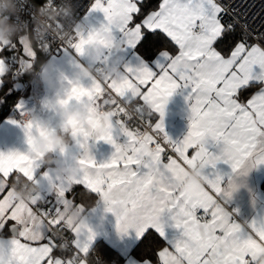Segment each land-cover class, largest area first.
I'll return each instance as SVG.
<instances>
[{
    "label": "snow or ice",
    "instance_id": "snow-or-ice-1",
    "mask_svg": "<svg viewBox=\"0 0 264 264\" xmlns=\"http://www.w3.org/2000/svg\"><path fill=\"white\" fill-rule=\"evenodd\" d=\"M90 11L103 14V27L115 24L114 31L136 51L140 66L127 68L115 82H92L90 87L68 80L70 90L59 103L83 99L93 107L116 110L104 136L85 134L79 145L86 152L90 140L103 141L115 152L99 165L94 158L80 159L81 176L70 189L44 172L55 194V211L41 207L42 197L36 205L10 203V185L17 176L37 182L40 163L31 147L32 130L43 134L45 129L39 123L27 126V154L0 153V231L18 235L10 264H99L89 254L95 232L87 225L66 229L63 221L54 219L67 201L75 202L77 186L99 197L106 212H112L116 197L126 201L127 207L116 216L117 232L126 236L132 230L141 243L153 233L162 238L168 246L156 253L159 264H261L264 222L242 228L233 221L225 211V176L216 168L223 163L235 174L244 165L249 171L264 165V16L251 13L246 0H237L231 8L221 0H160L156 6L150 0H93ZM94 32L73 30L76 41L68 46L82 56ZM46 45L44 40L38 47ZM13 55L14 67L8 64ZM38 55L36 48L29 52L21 41L0 46V86L9 74L25 73V64L34 68ZM253 88L258 91L251 92ZM178 90L187 93L191 115L187 135L175 142L164 131V115ZM157 114L159 120L153 122ZM114 133L125 142L117 143ZM197 159L204 166L205 186L189 196L183 184ZM17 163L20 167H13ZM169 226L179 230V238H166ZM57 228L67 241L63 252L64 241L52 235ZM140 264L154 261L145 256Z\"/></svg>",
    "mask_w": 264,
    "mask_h": 264
},
{
    "label": "crops",
    "instance_id": "crops-1",
    "mask_svg": "<svg viewBox=\"0 0 264 264\" xmlns=\"http://www.w3.org/2000/svg\"><path fill=\"white\" fill-rule=\"evenodd\" d=\"M105 23L106 21L102 13L91 12L89 9L82 20L77 24L76 29L81 30L84 35H87L89 31L99 29ZM114 40V47L104 51L100 62L95 65V67L99 65L102 70L108 67H117L120 71L121 76H123L127 74V68H138L140 66V61L136 54V51L126 46V44L123 42V37L119 32L114 31ZM46 63H51L53 65L54 77L62 79L66 78V87L67 80H73L75 74L79 72L80 67L87 66V62L83 59V57L78 56L75 52L63 51L60 54L53 55L44 60L40 65L38 74L32 80L26 93L23 95L19 94V97L17 99V101H20L26 97L27 103L24 104L22 108H17L15 104L12 107L13 116L6 117L0 120V153L7 154L10 152H19L21 154H27L29 152V144L28 137L25 133L27 130V126L30 124L35 126L37 123H39L40 126L45 129L44 132H59L60 121L58 119V116L56 112L48 105L54 104L58 98H63V96L60 95L58 97V94L55 90L48 88L41 82V66ZM22 79L26 81L25 78ZM20 81L21 80L16 79L14 87L16 90H19L21 92L23 84ZM100 82L103 83V81ZM91 83V81H83L82 85L84 87H90ZM2 86H0V89L2 88ZM70 87L71 86L69 85V90ZM255 91H258V88H255L253 92ZM186 95V92H180L178 90L177 94L173 95L169 99L165 108L164 131L167 136L175 142L182 141L189 131L191 112L189 103L185 99ZM64 99H66V97ZM76 101L77 100H72L69 103H75ZM107 108L108 107H105L103 105H100L99 107H93L92 105H90L89 119L95 120V110H105ZM26 112L31 113L32 116L36 117L35 122L26 123L25 120L19 119V115ZM115 117L116 116L113 117L111 125L113 124ZM155 120H159L158 114L155 116L153 122H155ZM76 134L78 136H85L86 133L76 131ZM40 135L41 134L37 133L35 131V128H33L32 138H37ZM121 137L122 136H118L117 133H114V138L119 144H123L120 142ZM31 147L33 150L32 145ZM89 151L91 152L96 163L99 165L107 163L111 160L115 152V148L110 144L104 143L103 141L90 140ZM210 151L216 152L217 149L210 148ZM83 153L84 151L80 149L79 146L73 145L70 154L65 155L56 152L51 153L50 158L56 161L71 163L72 161L78 160L83 155ZM34 154L38 156L40 163V167L35 176L38 183L35 181L30 182L29 180H26L20 176H17L14 181L23 180V182L26 183L39 184L42 188H44L51 194L54 202L56 199L55 194L51 192L48 181L43 179L42 174L44 172H48L53 177H59L63 181L67 189H70L78 183L79 178L75 181V184H73L66 181L64 177L54 175L53 169L55 168V165H53L52 167L47 166L37 153L34 152ZM13 167H20V164L17 163L13 165ZM216 171L225 176L222 189L224 193V199L226 201L225 211L230 214L233 221L241 225L242 228H245L253 221H256L258 223L264 222V165H261L253 169L252 171H248L246 177H241L239 180L236 179L237 173L239 171L233 174L230 166L226 164H218ZM228 176H231L230 180L227 178ZM234 182L238 183L241 186L238 189H234ZM10 188V203L28 206L32 205L35 199H37L34 198L31 201L19 200L17 199L15 191L14 189H12L11 185ZM79 189L84 190L82 187L77 186L75 191L72 193L73 197L76 194H78V196L80 195V192L78 193ZM84 191L83 194H85V196L83 198H86L88 194H86ZM74 201L75 202L69 200L64 204L63 210L60 213L62 217L66 218V212L76 207L77 205L86 206V202H84L82 199L76 200L74 197ZM80 211L82 217L86 218L84 226H89L96 234L95 239L89 245L90 250L97 240H103L104 242L109 244L119 254L120 257H122L121 261H115V263L112 264H140V261L142 259L136 257L132 253L134 246L139 242V239L137 238L135 232L130 230L128 235L126 236H122L120 233H118L116 229V216H114L111 212L105 211V205L99 199V197L96 196V200L92 203L91 206L81 207ZM83 227H81L80 225H73L72 223V229L80 230ZM2 228L3 220H0V229ZM165 236L168 240H172L174 238H179L180 232L179 230H176L175 228L169 226L165 229ZM158 238L161 240V246L158 249L159 251L160 249H162L163 247H167L168 245L162 238ZM17 241V234L8 230L0 231V244H3L8 249L11 250L12 248H14ZM22 242L24 241L22 240ZM64 250L65 249H63L62 247L60 248V251L63 252ZM154 264H159V262H154Z\"/></svg>",
    "mask_w": 264,
    "mask_h": 264
},
{
    "label": "clouds",
    "instance_id": "clouds-1",
    "mask_svg": "<svg viewBox=\"0 0 264 264\" xmlns=\"http://www.w3.org/2000/svg\"><path fill=\"white\" fill-rule=\"evenodd\" d=\"M51 9V11H49ZM17 9L14 4V0H0V17L4 15L14 16ZM43 15L50 18L53 23L58 24L57 17L60 16L66 24L72 22L73 13L66 8H54L49 2L44 5L42 9ZM60 23V21H59ZM51 27V25L46 24L45 32ZM114 29L115 24L111 28H105L101 26L99 29H95L92 41L89 42L83 49V59L87 62V66H81L78 73L75 74L73 80L75 84L82 85L83 81L100 82V81H113L115 82L121 77L120 71L117 67H108L105 69L96 68L104 51L113 48L115 44L114 40ZM18 37V29L14 25L10 24L6 19L0 18V45H6L11 43L13 37ZM58 41L68 44L74 42L76 37H72V40H67V32H57L56 33ZM18 39H24V47L29 50H33V38L25 34V37H18ZM107 45L108 48L104 47ZM40 80L48 88L55 90L58 94L63 96V98H58L54 104L48 105L57 114L60 121L59 132L46 131L37 138H32V146L35 153H37L44 163L52 167L53 174L56 176L64 177L66 181L75 184V181L81 175V165L78 163L80 159L93 158L90 151H86L83 155L71 163L56 161L50 158L51 153L59 152L61 154H70L73 145L79 146L85 140V136H78L76 131H80L87 134L88 138H98L104 136L109 131V126L112 123V119L117 115L115 110L108 109H97L94 112L95 120L89 119V109L90 105L83 100L76 101L75 103L60 104L59 101L64 99L69 92V84L65 86L66 78H58L53 76V65L51 63H46L41 66L40 70ZM68 81V80H67ZM129 113V118H131V109L127 110ZM24 120L26 123H33L36 117L32 116L31 113H24ZM99 121V122H97ZM78 126V127H77ZM75 130V131H74ZM143 155H149L146 149ZM203 165L200 160L197 159L194 166L187 169V176L184 180L183 190L189 196L197 195L201 190L204 189V178L202 175ZM249 171V166L244 165L241 167L237 173L236 179L239 180L241 177H246ZM129 181L134 185L135 178L129 177ZM241 185L234 182V189H238ZM27 188V191H25ZM17 199L31 201L35 198V194L39 191L37 186L25 185L19 190H15ZM230 195V192H229ZM116 203L112 206V214L114 216L119 215L127 207V202L122 200L120 197H116ZM81 207H86L82 205H77L76 207L68 210L66 212V219L73 223V225L84 226L85 219L81 215ZM12 257L10 254V249H8L3 244H0V264H10ZM261 264H264V259H262Z\"/></svg>",
    "mask_w": 264,
    "mask_h": 264
},
{
    "label": "built area",
    "instance_id": "built-area-1",
    "mask_svg": "<svg viewBox=\"0 0 264 264\" xmlns=\"http://www.w3.org/2000/svg\"><path fill=\"white\" fill-rule=\"evenodd\" d=\"M51 3L54 8H66L69 9L73 13V19L72 22L69 24H66L65 21L58 16L57 20L60 21L59 24L53 23L50 18H47L43 15L42 9L44 5L47 3ZM222 3L229 6V8L235 6V3L237 0H221ZM93 3V0H44L39 6L31 4L28 0H14L15 7L17 9V12L14 16L4 15L3 17H0L2 19H6L10 24L14 25L18 29V37H20L23 34H29L30 37L33 38V42L35 43L36 47L41 51L43 55V61L48 59L49 57L53 55L60 54L63 51L67 52H74V50L68 46V44L62 43L58 41L56 33L57 32H67L68 36L66 37L67 40H72V37H75L73 35V30L76 29L77 24L82 20L84 15L87 13V11L91 8ZM246 3L248 4L251 13L258 14L259 16H264V0H246ZM51 11V9H49ZM229 17L225 16V19L227 20ZM46 24L51 25V27L45 32ZM18 37L14 36L11 43L6 44L12 45L16 41H20ZM46 41L48 43L47 45L40 49L38 47V44L42 43L43 41ZM76 41V40H75ZM74 41V42H75ZM16 57L10 56L8 58V64L12 67L15 66ZM39 67L35 69L31 77L24 81L22 79V75H17L12 77L17 80H21L23 86L21 88L20 95H23L26 93V91L29 88V85L31 84L32 80L36 77V75L39 72ZM96 68L101 69V67L98 65ZM25 69V65H24ZM112 109V107H108L105 110ZM116 112V110H115ZM155 115L152 116V120H154ZM19 119L24 120V114L19 115ZM133 122H130V124ZM134 123H139V121H135ZM126 140L125 137L120 138V142L124 143ZM28 185V186H37L39 191L35 194V201L32 203V205H36L38 203H42V199L45 201L41 207L47 209L52 208L53 211H55V202L51 194L42 188L39 184H30L23 182V180H17L14 181V183L11 184L12 189L19 190L21 187ZM25 191H27V188H25ZM54 219H57L59 221H63V228L66 229H72V223L70 221H67L66 218L59 215L58 217H55ZM52 235L57 239L64 241V243L61 245L63 249L67 246V241H65L64 236L65 234L61 232L58 228L53 230ZM68 238L71 239V234L68 233ZM112 263H115V260H112Z\"/></svg>",
    "mask_w": 264,
    "mask_h": 264
},
{
    "label": "trees",
    "instance_id": "trees-1",
    "mask_svg": "<svg viewBox=\"0 0 264 264\" xmlns=\"http://www.w3.org/2000/svg\"><path fill=\"white\" fill-rule=\"evenodd\" d=\"M31 4L39 6L44 0H28ZM160 0H150V3L152 6L158 5ZM29 35V34H28ZM30 36V35H29ZM34 47L36 48V51L39 53L38 59L36 60L34 64V68H32L30 65H25V73H23L22 78H25L28 80L35 69L39 67L43 62V55L41 51L36 47L35 43L33 42ZM16 82V79H13L12 75L9 74V77L5 79V82L0 89V120L13 116L12 113V107L16 104L17 99L19 97L20 91L15 89L14 83ZM255 88L251 89L250 91L253 92ZM82 189H79L78 193L80 192V195L76 194L74 197L76 200H83L86 202V206H91L92 203L96 200V196L94 194L86 193L88 194L86 198H83L85 194H83ZM85 192V191H84ZM161 240L156 236L154 233L152 236L145 240L143 243L139 240V242L134 246L132 253L136 257L140 259H144L145 256L150 257L154 262L158 263V258L156 256V253L158 252V249L161 246ZM147 249V251H146ZM89 254L94 258H98L99 264H112V260H115L116 262H119L122 260V257L119 256V254L106 242L103 240H97L91 250L89 251Z\"/></svg>",
    "mask_w": 264,
    "mask_h": 264
},
{
    "label": "rangeland",
    "instance_id": "rangeland-1",
    "mask_svg": "<svg viewBox=\"0 0 264 264\" xmlns=\"http://www.w3.org/2000/svg\"><path fill=\"white\" fill-rule=\"evenodd\" d=\"M28 35V34H27ZM29 36V35H28ZM20 37H25V34H23V35H21ZM20 41L23 43V45H24V43H25V41H24V39H20ZM5 46V45H4ZM27 50H29L27 47H25ZM29 52H31V50H29ZM27 65V64H26ZM27 98L25 97V98H23L22 100H18L17 102H16V107L17 108H22L23 106H24V104H26L27 103Z\"/></svg>",
    "mask_w": 264,
    "mask_h": 264
}]
</instances>
